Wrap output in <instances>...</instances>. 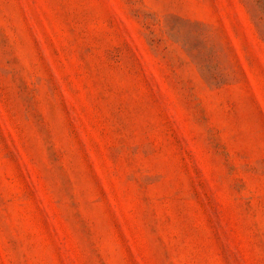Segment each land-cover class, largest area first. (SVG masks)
<instances>
[{
	"label": "rangeland",
	"instance_id": "374dc122",
	"mask_svg": "<svg viewBox=\"0 0 264 264\" xmlns=\"http://www.w3.org/2000/svg\"><path fill=\"white\" fill-rule=\"evenodd\" d=\"M0 264H264V0H0Z\"/></svg>",
	"mask_w": 264,
	"mask_h": 264
}]
</instances>
